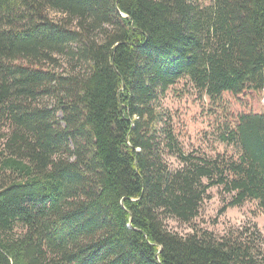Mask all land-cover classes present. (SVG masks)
<instances>
[{
    "label": "trees",
    "instance_id": "trees-1",
    "mask_svg": "<svg viewBox=\"0 0 264 264\" xmlns=\"http://www.w3.org/2000/svg\"><path fill=\"white\" fill-rule=\"evenodd\" d=\"M184 78L264 91V0H0V264H264L256 227L169 229L213 188L264 211V113L219 137L236 157L186 152Z\"/></svg>",
    "mask_w": 264,
    "mask_h": 264
},
{
    "label": "rangeland",
    "instance_id": "rangeland-1",
    "mask_svg": "<svg viewBox=\"0 0 264 264\" xmlns=\"http://www.w3.org/2000/svg\"><path fill=\"white\" fill-rule=\"evenodd\" d=\"M209 5L211 0H198ZM54 18L60 15L51 13ZM160 111L170 117L181 145L186 152H198L207 157L237 156V149L220 141L228 128H234L238 116L244 113H264V91H245L241 95L224 94L211 100L188 79L179 80L161 99ZM62 118V115H59ZM1 149V144H0ZM210 199L202 206L199 217L191 224L168 221L169 229L181 235L210 232L222 237L238 228L256 227L264 238V211L255 201L229 207L233 195L222 188L209 191ZM226 208L225 212H222Z\"/></svg>",
    "mask_w": 264,
    "mask_h": 264
}]
</instances>
